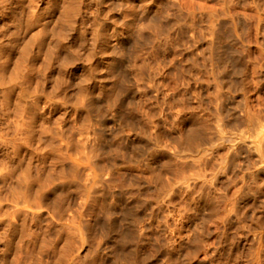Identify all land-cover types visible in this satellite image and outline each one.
<instances>
[{
  "label": "rangeland",
  "instance_id": "1",
  "mask_svg": "<svg viewBox=\"0 0 264 264\" xmlns=\"http://www.w3.org/2000/svg\"><path fill=\"white\" fill-rule=\"evenodd\" d=\"M0 264H264V0H0Z\"/></svg>",
  "mask_w": 264,
  "mask_h": 264
},
{
  "label": "bare ground",
  "instance_id": "2",
  "mask_svg": "<svg viewBox=\"0 0 264 264\" xmlns=\"http://www.w3.org/2000/svg\"><path fill=\"white\" fill-rule=\"evenodd\" d=\"M109 222H110V221H109ZM109 222H108V223H109ZM110 223H111V222H110ZM113 223H114V222H113ZM106 224H107V223H106ZM107 225H108V224H107ZM110 225H111V226H110L111 228H113V226H115V225L112 224V223H111ZM113 230H114V229H113ZM125 237H126V236H125Z\"/></svg>",
  "mask_w": 264,
  "mask_h": 264
}]
</instances>
